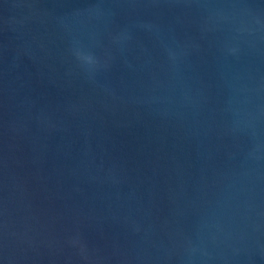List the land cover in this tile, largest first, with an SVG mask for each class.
<instances>
[{
	"label": "water",
	"instance_id": "1",
	"mask_svg": "<svg viewBox=\"0 0 264 264\" xmlns=\"http://www.w3.org/2000/svg\"><path fill=\"white\" fill-rule=\"evenodd\" d=\"M0 264H264V0H0Z\"/></svg>",
	"mask_w": 264,
	"mask_h": 264
}]
</instances>
